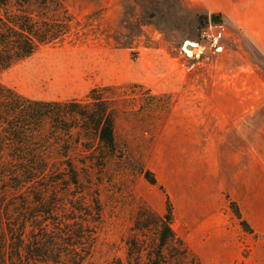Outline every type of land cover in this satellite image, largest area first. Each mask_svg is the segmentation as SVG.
Here are the masks:
<instances>
[{"label":"rangeland","instance_id":"rangeland-1","mask_svg":"<svg viewBox=\"0 0 264 264\" xmlns=\"http://www.w3.org/2000/svg\"><path fill=\"white\" fill-rule=\"evenodd\" d=\"M64 2L70 32L0 82L49 101L87 100L100 87L117 111L116 155L83 176L102 215L81 264L126 261L144 208L163 216L167 200L175 233L203 264H264V0L224 11L187 0ZM208 22L227 25L226 50L196 63L183 46L201 42Z\"/></svg>","mask_w":264,"mask_h":264},{"label":"trees","instance_id":"trees-1","mask_svg":"<svg viewBox=\"0 0 264 264\" xmlns=\"http://www.w3.org/2000/svg\"><path fill=\"white\" fill-rule=\"evenodd\" d=\"M71 21L64 0H0V72L63 39ZM99 93L39 100L0 82V264H81L90 253L102 209L83 176L117 151V111ZM143 215L117 264H203L175 233L168 200L163 216Z\"/></svg>","mask_w":264,"mask_h":264},{"label":"built area","instance_id":"built-area-1","mask_svg":"<svg viewBox=\"0 0 264 264\" xmlns=\"http://www.w3.org/2000/svg\"><path fill=\"white\" fill-rule=\"evenodd\" d=\"M199 35L201 42H196L199 52L194 54L187 48L186 42L183 46L185 54L193 59V62L211 63L215 55H220L226 50L225 41L228 37V27L223 22H208L203 26Z\"/></svg>","mask_w":264,"mask_h":264},{"label":"crops","instance_id":"crops-1","mask_svg":"<svg viewBox=\"0 0 264 264\" xmlns=\"http://www.w3.org/2000/svg\"><path fill=\"white\" fill-rule=\"evenodd\" d=\"M221 1H225V0H187V2L189 3L190 6H194V7H199V8H204V9H208L210 11H216V10H229L231 7H234L235 4V0H228V2H230V4L225 5V4H221ZM220 2V3H219ZM182 64H184V62H182ZM230 102H232V99L230 100ZM233 103V102H232ZM245 110L244 107L241 106V109L239 108L238 111L239 113H241L240 111ZM247 111V110H245ZM240 122L239 126L241 127L240 129H242V126L244 124V115L242 113L241 119L237 120ZM236 121V122H237ZM236 133L241 134V131L237 130ZM243 138V136H241Z\"/></svg>","mask_w":264,"mask_h":264},{"label":"bare ground","instance_id":"bare-ground-1","mask_svg":"<svg viewBox=\"0 0 264 264\" xmlns=\"http://www.w3.org/2000/svg\"><path fill=\"white\" fill-rule=\"evenodd\" d=\"M187 41H188L187 46L190 47V49H194L195 51L197 50V52H195V53L191 50L190 51L193 52L194 54H197L199 51V48L197 47L196 43L189 41V40H187Z\"/></svg>","mask_w":264,"mask_h":264}]
</instances>
